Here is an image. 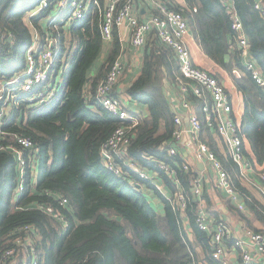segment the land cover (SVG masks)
<instances>
[{
	"label": "trees",
	"instance_id": "obj_1",
	"mask_svg": "<svg viewBox=\"0 0 264 264\" xmlns=\"http://www.w3.org/2000/svg\"><path fill=\"white\" fill-rule=\"evenodd\" d=\"M58 1L51 0L47 8L32 14L42 0H0V84L25 72L26 51L37 33L41 49L49 34L56 39L55 61L43 87L60 85L51 102L21 100L18 108L13 106L9 111L1 127L3 145L23 149L16 137H24L32 141L33 147L23 149L27 165L25 187L20 194L16 191L17 159L8 150L0 152V254L13 245L21 228L30 227L28 234L39 252V264H222L213 257L210 235L197 224L199 202L192 197L189 183L194 173L184 171L185 160L180 154L169 153L176 112L165 82L175 84L179 75L176 53L161 44L154 33L149 35L143 47L140 74L126 89L131 101L145 105L148 110L147 115L130 111L137 115L139 124L128 154L143 169L158 173L171 194L177 191L176 180L162 171L160 164L167 163L175 169L189 197L185 213L194 241L172 198L168 199L163 191L135 173L128 177L116 175L106 167L102 157L103 144L123 121L101 105L97 87L127 49L117 27L110 44L102 39L101 11L107 0H97L99 6H94L93 14L89 13L85 19L75 21L69 28L60 25L54 30L49 18ZM126 1L119 0L118 7ZM164 1L170 9H184L202 51L231 75L243 94L242 130L257 163L263 164L264 87L246 69L229 12L234 8L243 21L250 44L249 57L264 71V18L254 7L257 0H184L183 6L174 0ZM133 2L137 9L146 4L145 0ZM153 10L156 14L157 10ZM198 108L203 142L230 173L252 216L230 204L229 210L248 228L264 233V204L242 185L237 165L228 152L227 155L221 152ZM146 191L162 200L164 213L149 203ZM61 198L68 201L64 206L60 204ZM203 199L208 201L207 211L214 221L227 224L212 210L208 195L203 193ZM40 206L60 212L66 226ZM255 222L262 228L256 227ZM239 261L243 263L241 258Z\"/></svg>",
	"mask_w": 264,
	"mask_h": 264
},
{
	"label": "built area",
	"instance_id": "obj_2",
	"mask_svg": "<svg viewBox=\"0 0 264 264\" xmlns=\"http://www.w3.org/2000/svg\"><path fill=\"white\" fill-rule=\"evenodd\" d=\"M51 0H42L38 10L47 8ZM119 0H107L105 8L101 11L100 30L104 43L110 44L113 40V30L115 27L126 26L131 33V45L133 48L142 49L151 33H154L161 44L174 50L179 63V75L175 85L180 92L181 106L183 113H176L174 117L175 130L172 134V143L169 153L173 156L180 154L178 144L188 138V145L193 149L196 160L207 163L216 175V188L223 193L240 210H244L245 205L241 203V194L236 189L230 173L223 167L222 162L210 147L203 142V122L198 113V106L191 101L192 97L200 106L204 123L218 139H220L230 158L237 165L240 179L249 180V172L252 170V162L247 158L245 152V135L242 126L233 116V104L225 85L214 73L195 65L191 59L190 49L186 39L191 34V27L184 9H170L164 0H150L156 14L149 17L139 15L133 0H127L118 7ZM99 6L97 0H59L56 5L57 14L50 16V25L55 28L63 25L69 28L72 23L93 14V7ZM264 18V0H257L254 5ZM196 11V9H194ZM232 29L237 35L241 54L245 58L246 69L251 73L257 84L264 87V71L250 59V44L246 35L243 21L234 8H230ZM55 36L49 34L47 44L41 49L39 46L40 37L35 33L31 46L26 51V70L15 77L10 82L0 84V132L8 112L5 107H19L21 100L31 102L47 103L53 100L58 91L59 84L43 87L48 81L51 68L55 61ZM126 64L120 56L110 67L109 71L97 87V99L113 116L123 123L117 127L112 136L103 144L101 154L106 167L120 177H128V174L135 173L141 179L149 181L158 189L163 191L162 185L157 182L158 173H152L143 169L137 161L128 154V147L134 130L139 124L136 115L130 113L126 107L124 99L115 94L121 77L124 75ZM33 93V94H32ZM88 95V94H87ZM86 95V96H87ZM24 97H28L27 99ZM187 120L185 126L184 120ZM17 143L23 149H31L33 143L30 139L16 137ZM23 149L5 146L0 143V152H12L18 162L19 181L16 191L20 194L25 187L26 160ZM160 169L165 171L170 177L175 179L177 191L167 197L172 198L175 209L185 212L189 197L185 195L180 181L176 177V171L167 163H161ZM183 169L194 174L189 180L192 197L199 202L197 211V224L200 229L210 232L209 244L212 248L213 257L220 260L222 264H229L227 243L233 242L235 249L240 252V258L244 264H264V233L256 232L246 228L244 236L246 239L237 237L233 229L223 222L214 223L209 216L203 201L205 178L199 167L191 166L184 162ZM260 179L264 184V172ZM132 185L137 182L130 180ZM67 199L61 198L60 204L64 206ZM49 210L47 207L40 206ZM50 213L66 226V221L60 212L52 209ZM30 227L19 230L21 233L13 240V245L0 254V264L11 262L19 264H39V252L28 231Z\"/></svg>",
	"mask_w": 264,
	"mask_h": 264
},
{
	"label": "crops",
	"instance_id": "obj_3",
	"mask_svg": "<svg viewBox=\"0 0 264 264\" xmlns=\"http://www.w3.org/2000/svg\"><path fill=\"white\" fill-rule=\"evenodd\" d=\"M146 4L143 9H138L139 15H141L143 18L149 17L153 14V6L151 5L150 0H145ZM174 2L179 5L183 6L185 4L184 0H174ZM119 33L121 37L122 43L127 46V49H125L124 54L122 55V59L124 60L127 71L124 73V75L121 77L119 84L116 88V95L120 96L124 99V102L126 104V107L129 109V111H132L134 113H137V115H147L148 110L145 105L135 103L131 101L127 95H126V89L132 84V82L139 76L143 61V53L144 48L142 49H136L133 48L131 45V33L129 31V28L126 26L119 28ZM187 46L190 49L191 53V59L192 62L206 70H209L210 72L214 73L220 81L225 85L227 88V91L229 93L231 102L233 104V116L235 120L241 124L243 122V116L245 112V104H244V97L243 94L238 90L233 78L227 71H225L223 68H221L219 65H217L214 61H212L200 48L196 40L194 39V36L191 32V34L186 39ZM166 86V93L169 99L171 100L172 107L174 108V111L176 113H183L184 110L181 106L180 101V92L178 90V87L172 83L170 80H166L165 82ZM191 101L195 103L197 106L198 102L192 98ZM199 113V108H198ZM136 115V116H137ZM185 126L187 124V120H184ZM212 134L213 139L217 142L219 148L221 149V152L224 155H227V149L225 148L223 142L218 139V137L210 131ZM204 141V140H203ZM245 145V152L247 158L252 162L253 168L249 172V180H242V185L250 192L252 196H254L256 199L260 200L264 204V184L262 183L260 179V175L262 172H264V163L259 164L257 163L256 157L252 151L251 144L249 143L248 139L245 138L244 141ZM178 150L180 152V155L182 158L190 164L191 166H197L199 167L200 171L203 172V176L205 178V185H204V194L208 195L211 201V207L212 210H215L219 213L220 217L223 221H225L234 231L235 235L237 237H240L241 239H246L244 236L245 229L248 228L244 221L240 219V217L234 212L229 210V204L232 205L229 201V199L216 188V175L211 170L210 166L207 163H201L196 160L195 154L193 152V149L189 147L188 145V138L187 136L184 137V139L178 144ZM152 173H156L154 171H150ZM153 177L155 176L157 179V182L162 185L163 184L161 179L156 176L155 174H152ZM163 192L167 197H170L171 192L167 190V188L164 186ZM145 195L147 197V200L149 203L159 212L164 213V205L162 203V200L152 191H146ZM206 209L208 207V201L206 199H203ZM241 203L245 205L244 213H246L247 216L251 217V213L249 212L247 208V204L245 201L244 196L241 195ZM234 206V205H232ZM210 207V208H211ZM237 208L236 206H234ZM238 209V208H237ZM209 216L212 218L213 222L214 217L210 215L209 210L207 211ZM182 223L187 230L188 234L190 235V238L192 241L195 240L194 235L192 234V227L190 224V220L185 212L182 213ZM255 226L258 228H262L261 224L259 222H255ZM200 250V248H198ZM227 250L229 252L228 254V260L229 264H243L240 263V252L235 249L233 242L227 243ZM9 264H16L15 262H11Z\"/></svg>",
	"mask_w": 264,
	"mask_h": 264
},
{
	"label": "rangeland",
	"instance_id": "obj_4",
	"mask_svg": "<svg viewBox=\"0 0 264 264\" xmlns=\"http://www.w3.org/2000/svg\"><path fill=\"white\" fill-rule=\"evenodd\" d=\"M39 11L40 10H35L32 14H37V13H39ZM57 14V11L56 10H53L52 12H51V16H53V15H56ZM51 20V18H49V21ZM54 27V26H53ZM55 29H58V28H55L54 27V30ZM101 58H103V56H101ZM126 71H127V67H125V72L124 73H126ZM0 89H1V86H0ZM12 109V107L11 106H8V107H5L4 108V111L5 112H8L9 113V111ZM261 227H262V225H261ZM16 264H19V263H16Z\"/></svg>",
	"mask_w": 264,
	"mask_h": 264
},
{
	"label": "water",
	"instance_id": "obj_5",
	"mask_svg": "<svg viewBox=\"0 0 264 264\" xmlns=\"http://www.w3.org/2000/svg\"><path fill=\"white\" fill-rule=\"evenodd\" d=\"M33 231L35 232V230L33 229ZM208 232V235H210V232L209 231H207Z\"/></svg>",
	"mask_w": 264,
	"mask_h": 264
}]
</instances>
